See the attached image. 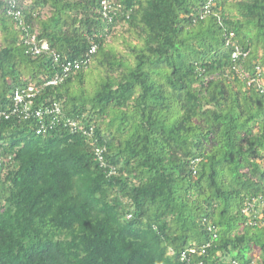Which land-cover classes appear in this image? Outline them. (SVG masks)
I'll return each instance as SVG.
<instances>
[{
    "label": "trees",
    "instance_id": "16d2710c",
    "mask_svg": "<svg viewBox=\"0 0 264 264\" xmlns=\"http://www.w3.org/2000/svg\"><path fill=\"white\" fill-rule=\"evenodd\" d=\"M30 84L0 264H264V0H0V110Z\"/></svg>",
    "mask_w": 264,
    "mask_h": 264
},
{
    "label": "built area",
    "instance_id": "2783aa9c",
    "mask_svg": "<svg viewBox=\"0 0 264 264\" xmlns=\"http://www.w3.org/2000/svg\"><path fill=\"white\" fill-rule=\"evenodd\" d=\"M104 3H107V0H103ZM209 5L210 3H208L205 7L206 10L209 11ZM10 13L13 14L15 16L16 19H20L21 16V12L20 10H16L14 8H11ZM20 25H24V22L22 20H18ZM30 43L33 45V51L36 54H39L43 51H48L50 49V46L48 44V42H41V44L37 43L36 37L32 36ZM234 56H236V53H234ZM55 59H58V56H55ZM80 67V63L79 62H72V61H67L64 65H63V72H65L66 74L71 71L72 69H78ZM59 79H51L50 81L47 82V84H56L58 83ZM42 86V85H41ZM40 86V87H41ZM40 87L34 84H30L28 87L18 90L15 93L14 99H13V107L10 109V111H6V110H0V117H5V118H9L11 115L13 114H17V115H22L24 118H28L30 115V109H31V104H32V98L36 97L37 94L40 92ZM44 112H49V111H43L42 109H36L35 112H33V114L35 115L36 118L42 119L43 117V113ZM187 251H190L192 253L196 252V248L191 247L185 251H182L181 253V258L187 259Z\"/></svg>",
    "mask_w": 264,
    "mask_h": 264
},
{
    "label": "rangeland",
    "instance_id": "374dc122",
    "mask_svg": "<svg viewBox=\"0 0 264 264\" xmlns=\"http://www.w3.org/2000/svg\"><path fill=\"white\" fill-rule=\"evenodd\" d=\"M259 258L258 253H255V259L257 260Z\"/></svg>",
    "mask_w": 264,
    "mask_h": 264
}]
</instances>
